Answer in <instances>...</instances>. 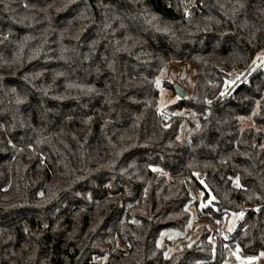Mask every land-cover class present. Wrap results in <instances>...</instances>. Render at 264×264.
Listing matches in <instances>:
<instances>
[{"label": "trees", "instance_id": "obj_1", "mask_svg": "<svg viewBox=\"0 0 264 264\" xmlns=\"http://www.w3.org/2000/svg\"><path fill=\"white\" fill-rule=\"evenodd\" d=\"M172 62L194 79L165 121ZM199 204L198 238L168 253ZM231 251L264 264V0H0V264Z\"/></svg>", "mask_w": 264, "mask_h": 264}, {"label": "rangeland", "instance_id": "obj_2", "mask_svg": "<svg viewBox=\"0 0 264 264\" xmlns=\"http://www.w3.org/2000/svg\"><path fill=\"white\" fill-rule=\"evenodd\" d=\"M188 69L189 68H186L178 62L169 63L164 68L157 79V81H159L158 86L160 90V109H168L169 106L179 98L175 91L162 86L163 80L174 84L179 83L180 85H183L188 92L191 91L194 77H192V73ZM190 83L191 87L189 86ZM246 124H251V122L247 121ZM201 206L202 204H199L197 210L192 209L191 218L184 231L166 229L161 233L158 244L161 247H165L168 253H172L174 250L181 248L184 245H191L198 238V227L203 221L197 217L196 211H200ZM240 217L241 215L239 213L230 214L221 227L226 233L233 232L237 227V222ZM230 257H234L238 264H251L252 261H254V258L242 257L238 255L236 251H231L229 254V258ZM237 257H239V259H237Z\"/></svg>", "mask_w": 264, "mask_h": 264}, {"label": "built area", "instance_id": "obj_3", "mask_svg": "<svg viewBox=\"0 0 264 264\" xmlns=\"http://www.w3.org/2000/svg\"><path fill=\"white\" fill-rule=\"evenodd\" d=\"M160 114H161V118L165 121H169L171 118L176 117L177 116V112L174 110H168V109H160ZM201 202V198L199 199V203ZM197 217L199 219H202V217L205 215V212H203L202 210L200 211H196ZM246 212H242L241 216H245ZM214 236L216 239L218 240H223L224 238L227 237V233L224 231V229H215V233ZM224 264V263H222Z\"/></svg>", "mask_w": 264, "mask_h": 264}, {"label": "water", "instance_id": "obj_4", "mask_svg": "<svg viewBox=\"0 0 264 264\" xmlns=\"http://www.w3.org/2000/svg\"><path fill=\"white\" fill-rule=\"evenodd\" d=\"M174 86H175L177 96L179 98L183 99L187 96V91L182 85H180L179 83H175Z\"/></svg>", "mask_w": 264, "mask_h": 264}, {"label": "snow or ice", "instance_id": "obj_5", "mask_svg": "<svg viewBox=\"0 0 264 264\" xmlns=\"http://www.w3.org/2000/svg\"><path fill=\"white\" fill-rule=\"evenodd\" d=\"M157 84H159V81H157ZM222 95H223V93H222ZM154 171H155V169H153ZM262 255H264V254H262ZM237 259H239V257H237Z\"/></svg>", "mask_w": 264, "mask_h": 264}]
</instances>
